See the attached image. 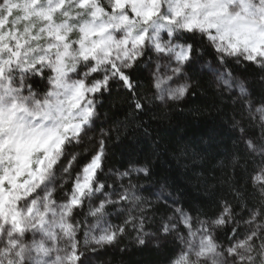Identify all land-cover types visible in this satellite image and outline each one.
I'll list each match as a JSON object with an SVG mask.
<instances>
[{
    "label": "trees",
    "instance_id": "16d2710c",
    "mask_svg": "<svg viewBox=\"0 0 264 264\" xmlns=\"http://www.w3.org/2000/svg\"><path fill=\"white\" fill-rule=\"evenodd\" d=\"M189 41L194 47L182 72L189 87L181 100L160 103L146 68L151 54L138 58L124 70L130 88L113 78L92 96L95 116L91 127L79 142L66 146L67 155L56 166H67L71 155L77 156L70 169L72 179L56 194L58 201H64V193L70 194L76 175L103 141V161L96 178L105 186L103 193L74 209V222L80 224L76 239L84 253L82 259L91 257L98 264H172L181 252V241L164 233L162 225L169 224V217L176 218L177 209L183 210L192 226L203 230L201 222H205L225 249L253 229L258 230L255 246L264 239V229H258L264 218L247 223L253 211L264 205L259 185L252 180L260 156L250 154L245 145L247 139L264 142L261 121L252 114L257 108L264 109V68L218 54L207 37L190 36ZM202 65L240 81L246 96L218 86L200 69ZM42 81L43 77L35 76L28 83L40 91ZM136 101L141 103L140 109L135 107ZM122 194L128 199L121 200ZM101 200L114 203L106 204L99 219L86 216L88 204L98 205ZM225 205L231 210V219L223 226H212L211 220ZM109 226H123L126 231L112 245L84 246L86 232L98 235Z\"/></svg>",
    "mask_w": 264,
    "mask_h": 264
},
{
    "label": "clouds",
    "instance_id": "9594fccd",
    "mask_svg": "<svg viewBox=\"0 0 264 264\" xmlns=\"http://www.w3.org/2000/svg\"><path fill=\"white\" fill-rule=\"evenodd\" d=\"M193 2L205 6L193 8ZM51 6L53 5L49 3V0H40L37 5L38 8ZM97 8L102 11L97 12ZM216 11L223 14L219 17L220 19L239 16L242 18L240 22L252 23L258 30L264 31V0H219L215 6L211 5V0H125L122 7H114V0H94V3L85 8L79 7V0H67L63 8L54 14L53 23L66 25V28L61 29V31H67L70 55L62 58L63 63H57L58 54L64 51L63 44L55 39L41 40L39 42L41 50L37 55H46L48 59L40 63L38 67L27 70L17 65H12L10 68L6 67L4 77L0 81V84L4 86L3 89H0V99L7 105L15 98L31 108L33 99L41 102L45 99L53 101L62 99L63 95L49 97L47 93L52 91L63 94L65 92L64 85H70L82 79L86 80L87 77L93 74L90 69L94 66V62L83 60L78 55L79 47L76 41L80 39V29L84 26L105 29L103 32L93 35L86 41V44L92 46L93 41H105V44L97 49V55H103V48L108 47L112 49L113 56L119 55L121 57L123 63H127V60L123 57V54L127 52L129 56L135 55L133 62L138 58L151 54L158 61H167L164 66H168L173 59L172 53L180 46L181 41L184 42V48L187 51L194 47L189 41L190 36L192 39L207 37L219 53L234 58L237 62L247 60L246 56L250 52L245 51L243 45L233 53L228 48L231 37H229V41H222L219 39L217 28H202L199 26L200 22L205 21L206 16V23L216 21L218 19L216 16L208 15L210 12ZM15 15H19V13L17 12ZM125 17L126 20L123 19ZM193 18H195L196 23H192ZM29 23H35L36 28L39 29L42 23L46 22H41L37 17H33ZM185 24H192V26L186 28L184 27ZM69 29L70 31H68ZM210 37H216V39L213 40ZM109 38H111V42H108ZM47 45L58 46L45 52L44 49ZM217 45L221 46V50L217 49ZM261 47H264V44ZM224 49H227V51ZM254 62L264 68V57H258ZM183 71L184 68L180 65L171 68L173 75ZM95 73H103V76L111 75L107 65L100 66ZM81 74L83 78H78ZM35 76L43 77L40 91L32 89L28 83ZM157 79H160L159 74H157ZM166 79H171V76H167ZM184 86L189 87L188 84H184ZM9 87L16 91L8 93L6 89ZM184 96H176L171 100L179 101ZM164 99L166 97L163 95L161 100ZM20 115L24 116V120L29 127L48 128L57 123L53 118L47 120L43 118L34 119L23 113ZM73 142L79 141L72 138L66 142V146L71 145ZM66 155L67 147L59 155V160ZM76 159V155H71L67 166L61 165L59 168L56 167L59 164L58 162L53 169L49 170L43 182L33 186V191L16 202L15 206L22 211H27L35 201L32 214L23 218L22 231L17 229L11 219H0V264H66L64 257L71 250L73 238H76L80 230V224L74 222V209L76 206L71 204V199L73 197L79 199L81 201L80 205H82L85 199L90 201L95 198L96 194H102L104 190V188L96 189V185L103 184L98 180L93 181L92 189H86L82 193L75 191L73 184L70 194L64 193L67 199L64 201L57 200L58 190L63 188L68 180L72 179L70 169ZM27 178V175H25L21 179ZM85 180L86 177L81 172L76 175L74 183ZM16 191L23 190L18 187ZM96 206L90 202L87 206L86 216L99 219V214L95 216L91 214V210ZM68 226H71L73 235L66 234L65 229ZM191 233L192 235L189 236L193 239L185 241L189 264H240V256L245 257L243 264H248L246 249H237V257L234 258L227 255L225 248L218 243L215 253L204 256L198 255L202 237L208 234L213 236V234L211 231L200 233L199 236L194 231ZM88 234L85 239L88 243L86 244L85 240L83 242L85 247L92 245V234ZM252 255L258 257L255 264H264V254L257 251Z\"/></svg>",
    "mask_w": 264,
    "mask_h": 264
},
{
    "label": "snow or ice",
    "instance_id": "6c2138e0",
    "mask_svg": "<svg viewBox=\"0 0 264 264\" xmlns=\"http://www.w3.org/2000/svg\"><path fill=\"white\" fill-rule=\"evenodd\" d=\"M39 2L40 0H0V81L4 77L6 67L10 68L12 65H17L27 70L36 68L40 63L46 61L48 59L46 55H37L41 50V44L39 43L41 40L55 39L63 44L64 51L58 54L57 63H63L62 58L70 55L67 31H61V29L66 28V25L53 23L54 14L63 8L67 0H49V3L53 6L48 8H38ZM124 2L125 0H114V7H122ZM218 2L219 0H211V5L215 6ZM91 3H94V0H79V7L85 8ZM203 6L205 5H200L196 2L192 4L193 8ZM96 11L102 10L97 8ZM17 12L19 15H15ZM64 14L68 15L67 13ZM208 15L216 16L218 19L214 22L206 23V16L205 21L200 22L199 26L202 28H217L219 39L222 41H229V37H231L228 42V48L233 53L238 51L239 47L243 45L245 51L250 52L246 56L248 61H256L258 57H264V47H261L264 44V31L258 30L252 23L240 22L242 18L239 16L220 19L219 17L223 15L220 11L210 12ZM33 17H37L39 21L46 23H42V26L37 29L35 23H29ZM123 19L126 20L127 18ZM192 23H196L195 18H193ZM191 26L192 24L184 25L186 28ZM104 30L94 29L91 26L81 27L80 39L76 41V44L79 47V57L83 60L94 62L90 72L95 73L100 66L107 65L111 75H105L101 79H93L91 84L83 79L70 85L66 84L64 85L65 92L63 94L49 91L47 96L59 97L63 95V98L54 101L45 99L43 102L33 99L31 108L26 103L15 98L7 105L0 99V219H11L20 231L23 230V218L32 214L35 201H33V206H30L27 211H22L15 206L16 202L33 191V186L43 182L49 170L53 169L61 161L59 160V155L65 150L68 140L76 138L79 141L82 135L87 132L85 125L91 123L92 117L95 115V108L94 101L87 99L86 94L101 91L108 86L109 80L112 78H118L125 87H131V81L124 69L132 67L135 55L129 56L125 52L123 57L127 60V63H123L121 57L119 55L113 56L112 49L108 47L103 48V55H97V49L105 44V41H93L92 46L86 44V41L93 35ZM210 39L215 40L216 37H210ZM108 42H111V38H109ZM57 46L47 45L44 51L47 52L48 49ZM217 49L221 50V46L217 45ZM224 50L227 51V49ZM176 58L181 61L188 59V51L183 50L176 53ZM122 64L123 66H121ZM163 83H165L164 80L157 79L155 87L161 89ZM3 88V84H0V89ZM6 91L12 93L16 90L9 87ZM186 91L187 87L184 85L170 89L168 90V98L182 97ZM158 99H163V95L158 96ZM135 107L140 109L142 105L139 101H136ZM258 111L260 112L259 119L262 130L261 140L264 141V109H259ZM21 113L34 119L43 118L47 120L53 118L57 123L48 128L40 126L29 127L24 120V116L20 115ZM245 145L250 154H259L260 156V167L252 176V180L254 184L259 185L261 204L264 205V142L257 143L254 139H247ZM102 161L103 141H101L100 148L92 156L90 162L83 166L81 172L86 177V180L75 182V191L82 193L86 189L93 188V181L97 178ZM140 171H146V169H140ZM25 175L28 178L21 179ZM18 187L23 191H16ZM95 187L99 190L105 186L100 184ZM120 198L121 200H126L128 196L122 194ZM80 203L81 201L75 197L71 199L73 206L78 207ZM106 203L111 204L112 201L101 200L91 210V214L102 216ZM176 211L180 213L183 224L186 227H190L189 217L183 213V210L177 209ZM262 218H264V209L255 210L247 223L252 224L257 219ZM171 219L169 217V220ZM229 219H231V210L225 205L222 212L211 220V224L215 227H220L228 223ZM127 223L129 221L126 220L125 224ZM201 226L204 233L209 232L208 228L205 227V222L202 221ZM140 228H143L142 222ZM174 228L175 225L170 226L167 223L162 225L164 233H169ZM258 229H264V224L259 225ZM65 231L66 234L73 235L71 226H68ZM125 231L126 228L123 226H109L101 230L98 235L92 234L91 243L99 248H103L105 245H112L116 243L118 236ZM257 234L258 230L253 229L244 239L225 249L227 255L236 258L237 249H246L248 264H255L258 257L253 256L252 253L259 251L264 254V239H261L258 247L255 246ZM88 235L86 232L85 236L87 237ZM189 235H192L191 231ZM85 243L87 244L88 241L85 240ZM140 243H144L143 239L140 240ZM216 248L217 242L214 237L210 234L204 235L198 255L213 254ZM83 255L77 239L73 238L71 250L64 257L66 264H88L86 258L82 259ZM244 259V256L239 257L240 264H243ZM172 264H189L188 253L186 251L181 252L172 261Z\"/></svg>",
    "mask_w": 264,
    "mask_h": 264
},
{
    "label": "rangeland",
    "instance_id": "374dc122",
    "mask_svg": "<svg viewBox=\"0 0 264 264\" xmlns=\"http://www.w3.org/2000/svg\"><path fill=\"white\" fill-rule=\"evenodd\" d=\"M209 43H210L211 47L218 54H220L222 56H225L222 53H219L216 50V48L213 47L211 41H209ZM183 50H185V48H184V46H181V45L176 48L175 52L172 53L173 59L171 60V63L168 66H164L165 64H167V61H158L152 55H151L150 61L146 63V68H147L148 73H149V75L151 77V80H152V83H153V87L156 90L157 100L160 103L175 101V100H171V99L167 98L168 97V90L180 87V86L185 84L182 72L178 73V74H175V75H173L172 72H171V68L176 67L177 65H180V66L184 67L186 62L189 60V50H188V59L181 61V60H178L176 58V53L181 52ZM161 55H167V54H161ZM242 61L251 62V63L254 62V61H248V60H242ZM254 63H256V62H254ZM200 69L202 71H205V72L209 73L211 75V77L214 79V81L218 84V86L226 89L229 93H236L237 95L242 96V97L246 96V90L244 88V85L240 81H238L237 79H234V78L228 76L227 74L223 73L221 70H219L217 68H212L209 65H202V66H200ZM124 70H126V69H124ZM95 74L96 73H93L89 77H87L86 82L91 84V82L93 80L91 78ZM157 74H159V78L161 80L165 81V83H163L161 85V89H157L155 87ZM167 76H171V79H166ZM102 77H103V74L99 75V77L97 79H101ZM78 78H83L82 74ZM94 94L95 93L86 94L87 99H92V96ZM160 95H164L166 97V99H164V100L158 99V96H160ZM259 109H261V108H257V109H255L252 112V114H254V116H256L258 118L260 117V112L258 111ZM94 116L92 117V121H93ZM92 121H91L90 124L85 125V128L87 130L91 127ZM189 224H190V227H186L183 224L180 213H178V215L176 216L175 219H172L169 222L170 226L171 225H175V228L173 230H171L170 233L173 234L175 237H179L180 238L179 240L181 241V252L186 251L185 241L189 240V239H193V237L189 236V232L190 231L191 232H193V231L196 232L197 236H199L200 233H203V230L200 229L199 227L192 226L190 220H189ZM98 233H100V231H98ZM86 260L88 261V264H98L93 259H91V257L87 258Z\"/></svg>",
    "mask_w": 264,
    "mask_h": 264
}]
</instances>
